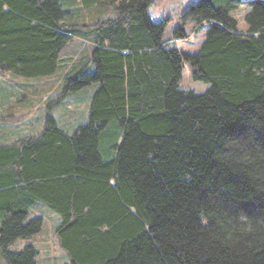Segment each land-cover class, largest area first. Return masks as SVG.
Here are the masks:
<instances>
[{"label":"trees","instance_id":"obj_1","mask_svg":"<svg viewBox=\"0 0 264 264\" xmlns=\"http://www.w3.org/2000/svg\"><path fill=\"white\" fill-rule=\"evenodd\" d=\"M154 2L110 0L115 17L70 23L62 0H0L1 71L50 78L79 37L90 52L64 95L96 87L72 134L47 113L38 134L0 138V264H37L35 246H10L43 231L40 202L69 264H264V0L195 4L188 16L209 25L195 55L171 47L189 36L166 40ZM186 65L206 93L181 89Z\"/></svg>","mask_w":264,"mask_h":264},{"label":"rangeland","instance_id":"obj_2","mask_svg":"<svg viewBox=\"0 0 264 264\" xmlns=\"http://www.w3.org/2000/svg\"><path fill=\"white\" fill-rule=\"evenodd\" d=\"M200 1L155 0L150 7L154 9L153 13L150 14L154 22L161 23L168 20L165 32L166 40L173 39L175 31L180 27L185 29L189 38L172 41L170 45L191 55L198 53L209 29L208 24L199 26L196 21L188 16L191 8ZM211 1L216 5H227L220 0ZM62 4L65 10L73 15V20L67 18L70 23H92L116 16L115 6L110 4V0H104L101 5L95 4L89 8H85L83 5L84 0H71V2L62 0ZM250 10L249 4H238L237 8L233 10L232 16L237 19L240 30H248L246 15ZM88 45L89 42L79 37L72 39L62 51L60 68L49 79L46 77L28 79L10 71L0 70V83L3 88H6L3 91L4 105H0V126L5 128L2 133L0 132L1 140L15 141L25 136L38 134L43 129L47 113H51L60 125H64L62 127H66L69 134L76 131L78 127L89 123L92 96L96 87L93 86L77 94L64 95L66 72L72 63L90 52ZM25 85L30 88L29 91ZM210 88V84L195 81L190 67L186 65L181 89L203 94ZM9 92H12V95L8 96ZM24 94L28 95L25 96ZM57 101H60L59 105H57ZM28 109L30 114H27ZM27 119L33 122L34 127L23 126V120ZM36 217L44 220L43 231L31 239H19L10 246V250L20 252L26 245H33L38 251L37 264H69L70 259L60 247L56 236L60 216L48 207L36 205V208L30 212V219ZM2 261L3 257L0 254V262Z\"/></svg>","mask_w":264,"mask_h":264},{"label":"crops","instance_id":"obj_3","mask_svg":"<svg viewBox=\"0 0 264 264\" xmlns=\"http://www.w3.org/2000/svg\"><path fill=\"white\" fill-rule=\"evenodd\" d=\"M48 78V77H47ZM49 79V78H48ZM29 85H31V84H29ZM25 88L26 89H28V91L30 90V88L27 86V85H25ZM25 96H27L28 94H24ZM30 112V110L28 109V113L27 114H30L29 113ZM39 119H40V121H41V118L39 117ZM23 126H27V127H29V128H32V127H34L33 126V122L32 121H29L28 119L27 120H23ZM32 131H34V129H32ZM37 205H41V206H45V207H47L45 204H43V203H38Z\"/></svg>","mask_w":264,"mask_h":264},{"label":"clouds","instance_id":"obj_4","mask_svg":"<svg viewBox=\"0 0 264 264\" xmlns=\"http://www.w3.org/2000/svg\"><path fill=\"white\" fill-rule=\"evenodd\" d=\"M153 11H154V9H152V8L149 9L150 14L153 13ZM153 18H155V16H153Z\"/></svg>","mask_w":264,"mask_h":264}]
</instances>
